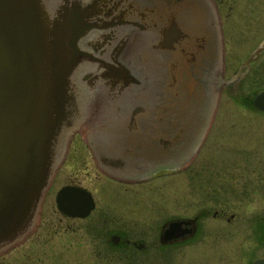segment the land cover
Instances as JSON below:
<instances>
[{"label": "flooded vegetation", "instance_id": "1", "mask_svg": "<svg viewBox=\"0 0 264 264\" xmlns=\"http://www.w3.org/2000/svg\"><path fill=\"white\" fill-rule=\"evenodd\" d=\"M45 3L49 10L84 11L82 54L69 77L73 113L56 140L54 161L59 168L70 158L73 174L64 184L88 190L93 207L85 217H69L88 219L63 228L73 234L57 238L59 248H46L43 264H160L197 246L217 257L208 264L264 258L252 256L264 246V220L238 218L239 207L264 198L263 169L258 173L252 157L244 173L218 169L221 159L213 165L208 158L217 150L210 145L221 150V144L202 150L224 92L254 98L264 89V48L255 51L264 36L245 57L227 61L223 34L227 21L247 38L264 28V8L253 18L264 0ZM176 166L185 178L180 191L144 184L151 173ZM80 167L99 173L96 191L81 182ZM176 199L185 206L180 214ZM172 221L178 223L170 229Z\"/></svg>", "mask_w": 264, "mask_h": 264}, {"label": "water", "instance_id": "2", "mask_svg": "<svg viewBox=\"0 0 264 264\" xmlns=\"http://www.w3.org/2000/svg\"><path fill=\"white\" fill-rule=\"evenodd\" d=\"M75 8L53 12L45 0H0V251L33 224L56 140L73 113L69 76L87 27ZM262 48L264 40L255 51ZM253 102L264 110V89ZM55 203L67 216L84 217L93 207L90 193L74 185L60 187Z\"/></svg>", "mask_w": 264, "mask_h": 264}, {"label": "rangeland", "instance_id": "3", "mask_svg": "<svg viewBox=\"0 0 264 264\" xmlns=\"http://www.w3.org/2000/svg\"><path fill=\"white\" fill-rule=\"evenodd\" d=\"M262 8H264V6H257L255 13H253V18L256 22L257 16L262 17ZM258 13H260L261 16ZM233 25L231 24V21H227L226 26L224 25L225 29L223 34L226 42L225 56L227 61H230L231 59L233 60L234 57H245L251 47L264 36V28L261 29L255 27L253 33H250L249 38H247L245 37V32H243L241 28L235 30ZM260 56L264 57V55ZM247 79L248 76L244 78L243 81V86L245 88L247 87ZM257 90H259V88ZM246 92L251 91L246 90ZM252 97V95L250 97L236 95L229 96L228 93L224 92L223 95L218 98V111L214 117L211 131L207 135L202 147L203 151H205V147L207 151L210 142L221 144V150L217 147L218 145H210L217 148V150H212V157L210 156L208 158L213 165L214 162H212V160L216 159L217 163V160L221 159L220 163L216 164L218 165V169H236L240 174L241 172L244 173L249 163L248 158L252 157L253 161L251 163L254 164L256 169H258V173H260V169H263L264 171V112L259 111L254 107ZM236 154L239 156V161L237 162L234 160ZM207 156L208 154L203 157L200 156V159L202 160ZM78 173L81 177V182L87 187L94 190V188L98 186L97 183H95L97 181V176H99L98 172H93L91 168L83 169L80 167ZM72 174L73 172L69 157L62 166L59 168H57V166L54 167L51 179L49 180L48 185L45 188V193L40 200L36 215L44 218V220H34L26 234L0 251V264H43L41 259L43 254H45V249L52 246L53 249L59 248L57 238L64 239L73 234L72 231L64 233L63 228L67 227L68 224L69 227H71L75 226L77 223L86 222L88 218L72 219L63 215L55 205V192L61 185L70 181ZM258 175L259 174L257 173L255 174L256 178ZM146 179L150 181L144 184L159 186L173 185L177 186V190L179 191L182 189V186L185 185V178L181 166H176L170 170L151 173ZM256 180L258 179H255V181ZM181 195L182 193L179 192V196ZM182 205H184L182 201L179 202L177 199L175 200V213L180 214V212L183 211L185 206L183 207ZM263 205L264 198H260L258 199V202H255L249 207H239L238 218L242 219L239 221L250 220L252 224H255L258 220H264ZM193 210L195 209L191 207L189 213ZM206 216L210 217L211 214H206ZM45 218L51 220H45ZM62 233L64 234L61 235ZM234 233H239L240 235V233L244 232L235 230ZM47 243L49 245H47ZM195 249L196 252L191 253V255L190 253L178 254L176 252L175 256L170 257L168 261L160 264H208L209 261L216 262L217 257L212 253L205 252V250H203L206 249L204 246H197ZM262 253H264V246L257 245L256 248H254L252 256ZM134 264L157 263L145 259Z\"/></svg>", "mask_w": 264, "mask_h": 264}]
</instances>
